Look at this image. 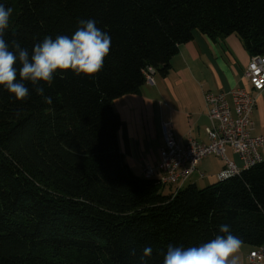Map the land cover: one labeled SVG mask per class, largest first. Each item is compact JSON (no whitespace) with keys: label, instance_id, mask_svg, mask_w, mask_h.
Segmentation results:
<instances>
[{"label":"trees","instance_id":"obj_1","mask_svg":"<svg viewBox=\"0 0 264 264\" xmlns=\"http://www.w3.org/2000/svg\"><path fill=\"white\" fill-rule=\"evenodd\" d=\"M13 8L4 39L31 53L46 36L94 20L111 37L94 77L71 71L30 83L17 101L0 86V264H163L168 245L198 246L229 225L242 244H264V160L176 193L136 174L119 142L114 101L139 92L150 68L166 75L195 32L238 35L264 54V0H0ZM132 249L136 255H130Z\"/></svg>","mask_w":264,"mask_h":264},{"label":"crops","instance_id":"obj_2","mask_svg":"<svg viewBox=\"0 0 264 264\" xmlns=\"http://www.w3.org/2000/svg\"><path fill=\"white\" fill-rule=\"evenodd\" d=\"M251 57L236 34L212 39L195 32L194 38L181 45L172 58L171 68L166 75L155 72L152 80H148L139 92L116 99L114 107L121 116L119 142L125 160L133 171L144 176L147 167L158 164L164 125L170 127L174 137L182 144H187L190 139L208 142L210 120L205 93L230 92L240 87L251 90L246 77ZM255 95L252 134L259 136L264 134V91ZM226 154L240 169L244 168L243 161L231 147H227ZM212 156L218 160L213 167L205 163ZM225 168V159L209 155L202 159L198 171L187 182L198 186L204 180L208 185L215 183L220 180L219 175ZM198 172H203L205 176L201 178ZM187 182L181 186L170 185L164 190L176 193ZM252 248L241 244L237 253L238 264H248Z\"/></svg>","mask_w":264,"mask_h":264},{"label":"clouds","instance_id":"obj_3","mask_svg":"<svg viewBox=\"0 0 264 264\" xmlns=\"http://www.w3.org/2000/svg\"><path fill=\"white\" fill-rule=\"evenodd\" d=\"M13 8L0 3V86H3L17 101L29 98L30 83L45 103L52 98L45 95L41 82L51 85L54 74L71 71L76 76H96L104 66L111 49V37L96 26L94 20H81L71 35L46 36L36 43L29 53L20 43L11 45L4 39L9 27ZM220 235L198 246L168 245L163 264H238L237 253L241 247L239 237L232 234L229 225L221 224ZM153 249L145 247L140 256L141 264L152 255ZM132 249L130 255L135 256Z\"/></svg>","mask_w":264,"mask_h":264},{"label":"built area","instance_id":"obj_4","mask_svg":"<svg viewBox=\"0 0 264 264\" xmlns=\"http://www.w3.org/2000/svg\"><path fill=\"white\" fill-rule=\"evenodd\" d=\"M154 73L150 68L147 81L152 80ZM246 77L251 90L240 87L230 92L205 93V106L210 120L208 142L190 139L187 144H182L174 137L170 127L164 125L159 162L156 166L147 167L144 176L155 179L164 187L173 184L181 186L198 171L202 159L213 154L225 159L226 168L220 173L219 179L227 178L241 170L228 158L227 147L238 154L244 168L262 162L264 134L254 136L252 131L255 94L264 91V54L251 57ZM198 173L201 178L205 176L203 172ZM248 259L251 264H264V244L253 247Z\"/></svg>","mask_w":264,"mask_h":264},{"label":"rangeland","instance_id":"obj_5","mask_svg":"<svg viewBox=\"0 0 264 264\" xmlns=\"http://www.w3.org/2000/svg\"><path fill=\"white\" fill-rule=\"evenodd\" d=\"M261 152H262V155H263V158H264V148L261 150ZM215 156H212V157H208L207 159H206V161H205V163H207V164H209V165H211L212 167L214 166V165H216V163L218 162V160H217V158H214ZM189 184V182H187L186 183V185L185 186H187ZM208 185V182H207V180L205 181H203V183H202V185L200 184V187H204V186H207ZM168 187V186H167ZM167 190V189H166ZM165 190V191H166ZM246 245V244H245ZM245 247H247V246H245ZM248 264H251L249 261H248Z\"/></svg>","mask_w":264,"mask_h":264}]
</instances>
